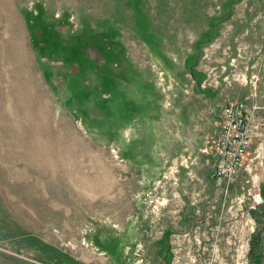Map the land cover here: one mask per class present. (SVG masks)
Returning a JSON list of instances; mask_svg holds the SVG:
<instances>
[{
    "label": "rangeland",
    "instance_id": "rangeland-1",
    "mask_svg": "<svg viewBox=\"0 0 264 264\" xmlns=\"http://www.w3.org/2000/svg\"><path fill=\"white\" fill-rule=\"evenodd\" d=\"M263 203L264 0H0V264H264Z\"/></svg>",
    "mask_w": 264,
    "mask_h": 264
},
{
    "label": "built area",
    "instance_id": "built-area-1",
    "mask_svg": "<svg viewBox=\"0 0 264 264\" xmlns=\"http://www.w3.org/2000/svg\"><path fill=\"white\" fill-rule=\"evenodd\" d=\"M254 114L241 102H231L222 111L212 141L214 176L228 183L234 181L253 140Z\"/></svg>",
    "mask_w": 264,
    "mask_h": 264
},
{
    "label": "trees",
    "instance_id": "trees-1",
    "mask_svg": "<svg viewBox=\"0 0 264 264\" xmlns=\"http://www.w3.org/2000/svg\"><path fill=\"white\" fill-rule=\"evenodd\" d=\"M259 209H262V213H264V203L260 206H258ZM251 214L253 218H255L256 221H259V214L257 211V207L252 209ZM261 244V231H257L254 233L250 239V257L252 258V261L260 263L261 260V253L259 252V246Z\"/></svg>",
    "mask_w": 264,
    "mask_h": 264
}]
</instances>
